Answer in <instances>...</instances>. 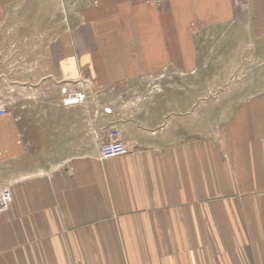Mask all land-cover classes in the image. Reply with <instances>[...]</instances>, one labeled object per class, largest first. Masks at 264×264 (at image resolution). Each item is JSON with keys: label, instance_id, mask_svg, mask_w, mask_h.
I'll return each mask as SVG.
<instances>
[{"label": "crops", "instance_id": "1", "mask_svg": "<svg viewBox=\"0 0 264 264\" xmlns=\"http://www.w3.org/2000/svg\"><path fill=\"white\" fill-rule=\"evenodd\" d=\"M232 51L264 57V0H0V264H264V82L218 86Z\"/></svg>", "mask_w": 264, "mask_h": 264}, {"label": "rangeland", "instance_id": "2", "mask_svg": "<svg viewBox=\"0 0 264 264\" xmlns=\"http://www.w3.org/2000/svg\"><path fill=\"white\" fill-rule=\"evenodd\" d=\"M236 46V44H235ZM253 48V44H249V46ZM241 51H239V56L238 58L236 57V51H232L231 56L235 57V59H233V64H234V68L237 66V69L233 70V73L228 74L229 71L228 69L224 71L223 74L220 75V73L222 72V70H224V68L228 67L230 68L231 66V61L230 59H224L222 58V56L218 55L215 57V59L213 58L210 62H213L217 65V70L218 72L216 73L217 75V79H218V86L222 85L224 86L225 82H232V88H236L238 90L239 86L242 85L243 86H247L249 88H251L250 86H253V84H257V83H263L264 82V57H260L258 56L256 53H251V52H246V54H243V52L241 53ZM242 55V56H240ZM224 57V56H223ZM232 57V58H233ZM221 66V67H218ZM230 70V69H229ZM160 76H156V75H150V77L148 76L147 79H144L143 82L141 83V85H146L143 87V90H147L149 91L148 93L153 94L155 92H159L160 89L162 88L164 82L161 83L160 80ZM257 82V83H256ZM255 86V85H254ZM146 88V89H145ZM253 88V87H252ZM237 90H233V97H235L239 91ZM16 94V92H14V89L11 90V92H9V94ZM6 95L7 93L2 92L0 90V101H11V97H6L3 95ZM225 93L219 92L218 90V97L224 98ZM221 95V96H220ZM239 95V94H238ZM10 108H11V102H10ZM9 108V109H10ZM11 112V109H10ZM8 113H1L0 114V120L2 118H4L5 116H7ZM11 175L16 174L14 171L10 172ZM13 173V174H12ZM1 171H0V198H3V193L2 190L7 189L5 188L6 186L4 185V179L3 176L1 175ZM9 188V187H8ZM10 191L12 190V188H9ZM5 203V202H4ZM1 205V204H0Z\"/></svg>", "mask_w": 264, "mask_h": 264}, {"label": "built area", "instance_id": "3", "mask_svg": "<svg viewBox=\"0 0 264 264\" xmlns=\"http://www.w3.org/2000/svg\"><path fill=\"white\" fill-rule=\"evenodd\" d=\"M97 94L95 91L87 84V81L83 79H75L73 84L67 87L66 92L63 93L62 103L65 106H74V105H83L88 106L92 104V102L96 101ZM119 95L116 99H120ZM123 100V99H122ZM116 100H112V102H107L101 104L103 106V111L107 114H115L116 109L114 102ZM10 101H0V114L8 113L10 114ZM110 139L101 143L99 157L102 159H107L113 156L125 155L130 152V147L126 144V140L122 137V132L115 125H109ZM2 190V193L8 195L10 197V189Z\"/></svg>", "mask_w": 264, "mask_h": 264}]
</instances>
